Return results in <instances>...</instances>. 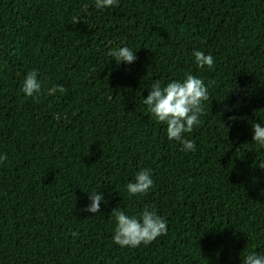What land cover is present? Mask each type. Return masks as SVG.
<instances>
[{"label": "trees", "instance_id": "16d2710c", "mask_svg": "<svg viewBox=\"0 0 264 264\" xmlns=\"http://www.w3.org/2000/svg\"><path fill=\"white\" fill-rule=\"evenodd\" d=\"M136 55L119 63L109 52ZM214 58L198 68L194 51ZM35 70L41 90L22 92ZM204 80L199 125L169 140L143 99ZM62 85L65 92L50 89ZM264 0H0V264H242L264 255ZM147 169V194L126 190ZM93 192L99 213L84 209ZM167 222L113 242L114 208ZM72 233H76L73 236Z\"/></svg>", "mask_w": 264, "mask_h": 264}, {"label": "clouds", "instance_id": "9594fccd", "mask_svg": "<svg viewBox=\"0 0 264 264\" xmlns=\"http://www.w3.org/2000/svg\"><path fill=\"white\" fill-rule=\"evenodd\" d=\"M118 0H95L97 9L113 7ZM109 55L121 63L132 64L136 60L135 53L128 47H121L109 52ZM198 68H213L214 58L210 54L196 50L193 53ZM38 73L32 70L25 76L22 92L27 97H32L41 90ZM59 90L65 92L62 85L50 89L51 92ZM210 99L208 87L204 80L192 74L186 73L183 80H172L166 86L156 81L151 86L146 98L143 99L147 111L157 123L166 125V135L169 140H174L182 145L184 151H195L196 145L193 140L185 139V133H191L195 126L199 125V117L204 113L203 102ZM252 140L260 147H264V125L253 123ZM7 160V154H0V163ZM153 186V180L149 170L144 169L137 172L134 182L126 185L130 196L147 194ZM91 203L84 209L96 214L100 211V205L104 202L101 194L93 192L89 195ZM116 227L113 234V242L120 247L136 248L148 245L157 237L166 235L167 222L157 215L154 209L145 206L139 217L129 216L124 211L113 209ZM76 236V233H72ZM242 264H264V255L252 252L248 254Z\"/></svg>", "mask_w": 264, "mask_h": 264}]
</instances>
